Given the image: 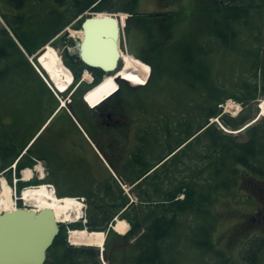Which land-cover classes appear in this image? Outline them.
I'll list each match as a JSON object with an SVG mask.
<instances>
[{
    "label": "rangeland",
    "instance_id": "1",
    "mask_svg": "<svg viewBox=\"0 0 264 264\" xmlns=\"http://www.w3.org/2000/svg\"><path fill=\"white\" fill-rule=\"evenodd\" d=\"M75 1L14 0L11 2L0 0V134L3 133L4 137L8 131L14 134V144H17V147L38 131L54 106L52 101L48 102L46 92L26 60L25 54L30 53L36 46L42 45L75 15ZM224 4L246 7L257 5L252 8L247 18L234 22L232 28L236 30L237 35L231 39L230 47L217 40L212 33L214 26L224 22L222 16L220 17L218 14L224 9L217 10L218 6ZM110 5L114 13H118L119 9L131 10L136 14L160 13L169 10L171 18L165 19L168 20L167 22L176 21L172 27V33L166 39L167 47L162 46L161 53L147 51L151 62L156 66V75L150 87L135 97L142 103V115L136 116V121L139 126L145 129L144 141H142L144 142L143 152L140 156L143 157L145 168L139 174L130 176L131 180H129L130 177L126 178L127 181L122 180L125 186L121 187L119 184V194L112 193L110 197L108 194H103L101 197L107 188L112 187L114 179L112 172H115L116 168L113 166L111 158L101 153L100 159L89 148L81 152L68 150L62 141L52 138L50 131L44 133L48 125L39 132L33 141L34 143L39 139L35 149L42 147V154L38 153L36 156L42 158L49 165L48 169L51 175L48 180L44 181L45 183L55 181L64 196L83 194L92 198L85 200L81 215L83 219L80 222L71 224V221H66L61 222V225L66 228V242L69 246L75 248L94 247L99 252L101 264H110L109 261L102 259V247L70 244L71 233L74 229H80L71 225L81 223L82 229H87L88 214L97 213V205H102L109 211L112 208V203L117 201L119 208L125 207L124 214H127L132 221H136L138 218L145 227L151 219V215L158 216L162 213L160 205L155 204L160 201L161 197V194L157 193V188L159 191L163 189L168 192L169 189L191 183L193 180H204L205 152L195 160L189 150L188 153H183L182 160H177L176 163H169L171 159L165 160L159 165L158 162L162 157L168 155V143L182 141L183 131L187 130L188 133V127L194 126L195 121L201 116V111L204 110L203 107L210 104L211 101L208 98L211 94L204 95L205 88H208L209 85L208 91H210L214 90V86H217L227 95L234 94L240 84L250 78V65L255 59L254 55L264 52V0H159V3L155 0H136V2L133 0H107L105 7ZM225 6L224 8H226ZM127 36L128 29L126 28V42L122 38L124 53L128 48ZM68 40L70 41L71 38ZM50 46L58 54L60 53L62 47L60 43L55 41ZM68 46L72 47V44L70 43ZM130 46V49L134 50L135 47L132 44ZM186 46L190 47L189 52L196 54L197 59L204 65L194 66V68L187 67L184 62ZM192 73H195L194 76L200 74L202 78L205 76L206 80L211 79V84L208 83L204 87L202 80L194 77ZM85 83L87 82L83 83L86 86ZM53 88L55 89L54 85ZM69 95H65V99H68ZM61 98L63 97L61 96ZM263 99L262 97L257 103L243 106L236 99L227 98L219 105V108L222 109L225 116L236 118L240 112L237 106L239 105L240 110L247 115L256 114L264 119V116L260 115L259 107ZM194 103L200 104V111L193 109ZM66 105L69 106L68 102ZM236 108L238 109L236 110ZM256 110L258 111L256 112ZM82 114L84 113L82 112ZM167 121L169 127L173 129L170 140H165V138L155 140L151 133L156 129L163 131ZM199 121H202V118ZM210 122H215L220 128H223L217 119H211ZM137 127L136 129H138ZM241 130L227 131L237 134ZM148 135L150 136L147 140ZM124 138L126 137L124 136ZM126 140H122V145ZM135 142L136 138L134 137L133 143ZM0 144H6V139L0 140ZM120 154L119 162H126L124 155L127 153L121 151ZM135 159L140 158L135 157ZM154 166L157 167L156 170H151L150 174H147L138 186L141 192L140 198L132 194L131 184L141 174L150 168H155ZM202 167L204 169H201ZM6 178L10 185L11 174H7ZM256 178L257 182L255 183H243L230 193L221 194L213 205L211 210L215 214L217 222L210 239L213 244L212 252H205V249L195 245L200 224L199 218L191 213H179L174 232L169 239L161 244L162 255L157 264H250L245 259L246 250L251 241L264 237V177L256 176ZM154 179L158 180L153 181ZM3 186L4 184H2V188L0 187V205L2 206H4L3 198L12 194V191L9 190L10 194L8 195ZM145 194L149 195L148 200L145 199ZM178 199L183 200L184 195H180ZM123 202L132 203L126 209L127 206L126 204L122 205ZM24 203L27 204L25 201ZM33 206L32 208H35ZM259 211L263 215L261 221L254 222L253 219ZM117 220H124L128 223L129 228L126 233L132 228L130 220L115 217L113 223L109 225L112 230L104 249L114 264H139L140 250L136 245V238L123 239L126 234H121L114 229ZM87 232L93 231L88 230ZM143 232L144 230H142ZM104 233L107 235V232ZM117 237L119 238L117 239ZM61 242L63 241L61 240ZM57 251L56 246L51 251V255L57 256ZM95 261L96 258L92 256H77L74 259L77 264H95ZM55 263L67 264L65 261L62 263V260L59 259H56ZM258 264H264V253L260 254Z\"/></svg>",
    "mask_w": 264,
    "mask_h": 264
},
{
    "label": "trees",
    "instance_id": "2",
    "mask_svg": "<svg viewBox=\"0 0 264 264\" xmlns=\"http://www.w3.org/2000/svg\"><path fill=\"white\" fill-rule=\"evenodd\" d=\"M9 1L14 2V0ZM58 1L62 2V0ZM106 2L107 0H76L74 4L76 10L75 15L78 16L90 8H92L94 12L106 11ZM133 2H136V0H133ZM225 5L226 4L217 7V10L220 8L224 9L218 13L220 17L222 16L224 22L214 26L212 28V33L216 36L217 40H220L223 44L230 47L232 43L231 39L235 38L237 35L236 30L232 28L234 22L238 19L247 18L252 8L257 5L248 7ZM224 6L226 8H224ZM129 12L132 11L129 10ZM165 18L171 17L169 14H150L140 17L139 26L142 37L144 38L142 42L143 46H141L143 52L161 53L163 51H161V49H163L161 47H167L166 39L172 33V27L176 24V21L167 22L168 20ZM189 51L190 47L186 46L184 51V62L188 68H194V66L201 67L204 65L203 62L197 59L196 54L194 55ZM139 58L145 61L143 57L139 56ZM254 58V61H252L250 65V78L240 84L239 89L234 94L230 95L224 93L221 88L217 86H214V90L208 91L210 89L208 83L211 84V79L206 80L205 76L202 78L200 74L194 76L195 73H192L194 77L202 80L204 87L208 85V88H205L204 95L208 93L211 94L208 98L211 102L208 106L203 107L204 110L201 111V116L195 121L194 126L188 127V133L186 132L187 130L184 129L186 131H183L182 135H184V138L182 141H177V143H173L172 141L168 143V155L162 157L158 165L170 159L171 162L169 163L177 160L181 161V155L185 152L188 153L189 150H191V155H194V160L196 158L198 159L199 155L205 152V179L202 181L193 180L191 183L189 182L185 185L169 189L168 192H165L163 189L159 191L157 188V193L161 194V197L160 201L155 202V204L160 205L162 213L158 216L151 215V219L146 223L145 227L138 218L136 221H132L127 214L123 213L125 207L119 208L117 206V201H115V203H112V208L109 211L102 205H97V213L88 214L87 230L107 232V244L109 240L108 237L112 230L109 225L113 223V219L115 217L128 219L130 220L132 228L123 239L132 240L136 238V245L140 250L138 263L157 264L162 255L161 244L169 239L174 232L177 226L179 213H191V215L199 218L198 222L200 223H198L195 245L201 249H205V252H212L213 244L210 239L215 229L217 218L211 209L218 200V197L221 196V194L230 193L236 188H239V185L241 186L243 183L251 184L257 182L256 176L264 177V119L257 118L256 114L247 115L243 111L236 118L227 117L222 113V109L219 108V105L227 98H234L243 106L257 103L260 98H264V52L255 54ZM145 62L152 66V73L148 81V84L151 85L156 75V66L151 62L149 56L148 61ZM85 70L89 71L94 76L93 83L86 86L83 83L79 84ZM72 71L75 76V83L66 94L68 95L72 92V99L79 96L83 105L88 110H91L84 103L82 98L83 94L90 88L99 84L105 73L101 69L90 68L82 62H80L79 69L76 70L72 68ZM199 106L200 104L194 103L193 109H198L200 111ZM257 111L258 110H256V112ZM201 118L202 121H199ZM211 119H218L227 130H243L237 134L229 133L223 128H220L215 122L211 123ZM164 126L166 127L163 128V131L156 129L151 133L155 137V140H157V138L170 140L173 129L169 127L168 121ZM150 135H148L147 140ZM24 168L22 163L18 164V172ZM153 169L154 168H150L147 172L141 174L138 179L147 175ZM201 169H204V167ZM157 180L158 179H154L153 181ZM39 184L40 183L37 182H32L30 184L21 183L20 189L29 185ZM180 195H184L183 200L178 199ZM145 199H149L148 194H145ZM147 202L150 204L149 201ZM125 204L127 206L128 203L123 202L122 205ZM71 226L80 229L83 227L81 223ZM142 230H144L143 233ZM118 238L119 237H117V239ZM61 240L66 247L65 262L67 264H77L74 262L77 256H92L96 258L95 264H101L99 261V252L94 249V247L75 248L68 245L66 242L65 227H63L60 235L56 239L55 246H57ZM262 253H264V237L256 238L251 241L249 248L246 250L245 259L250 262V264H258L259 256ZM104 259L109 261L110 264H113L111 258L107 255L106 249L104 251Z\"/></svg>",
    "mask_w": 264,
    "mask_h": 264
},
{
    "label": "flooded vegetation",
    "instance_id": "3",
    "mask_svg": "<svg viewBox=\"0 0 264 264\" xmlns=\"http://www.w3.org/2000/svg\"><path fill=\"white\" fill-rule=\"evenodd\" d=\"M85 14L86 13H83L80 16H72L66 22L67 24L65 23V27H63V29L61 30L62 35L58 40V43H60L62 46L60 48V54L64 60V63L71 67V69H79L81 61L77 59V57H71V54L68 50V45L71 43L72 46L75 47L76 43L79 40L74 37L71 38L70 34L66 30L67 27L71 24L75 30H81L82 23L86 18ZM69 38H71L70 41L68 40ZM148 56V54H145L142 57L145 61H148ZM119 76L121 77V72ZM117 86L118 85L114 78L108 79L103 82L97 89L89 93L87 95L86 101H88V103L92 107L98 106L102 100L115 92ZM149 87V84L145 87H131L126 83H121L120 90L116 95H114L104 104H100V107L92 111L85 108L79 96L74 97V99H72L70 103V107L75 113L79 124L86 132L89 139L85 137L74 119L69 116L65 119V122L62 125V131H60L59 134V141H62L67 146L68 150L72 151L81 152L89 148L93 150V152L100 158L99 154L93 148L91 144L92 142L96 147H98L102 154H106L113 160V166L116 168V175L122 183L125 180L127 181L126 178H129L130 176H133L135 174H139L140 171L145 168L143 157H140L142 156L143 152L142 145L144 144V142L142 141H144L143 137L145 129L144 127L142 128L141 126H139L136 121V116L142 115V103L136 100L135 97L136 95H139L140 93L146 91V89H148ZM82 112L84 114H82ZM135 126H138V129H136ZM122 136L123 138H121ZM124 136L126 138H124ZM134 137L136 138L135 143H133ZM122 140H126V142H124V145H122ZM121 151L127 153L124 155V157H126V162H119L118 158L121 156ZM135 157H138L140 159L136 160ZM156 168L157 167H155L153 170H156ZM149 174L150 172L148 173V175ZM146 176L147 175L135 180L130 186L131 193L139 196V198L141 192L138 186L144 180V178H146ZM112 177L114 178L113 175ZM46 180H48V178H46ZM129 180H131V177ZM50 183L55 186L57 195L59 194L63 196V192L59 191L56 182L51 181ZM129 183H131V181H129ZM17 190H20L19 186L17 187ZM112 193H120L119 183L115 178L113 179L112 187L107 188L106 191L102 193L101 197L103 196V194H108V197H110ZM76 196L84 197L85 199H92L83 194ZM131 203L127 204L126 209H128V206L131 205ZM33 207H35V209L31 210H34L37 213L40 212L41 209H38L36 205H34ZM4 213L5 212H3L2 214ZM262 216L263 215H261V211H259L257 213V216L254 217L253 221H261ZM59 227L61 232L63 226L59 224ZM55 247L56 246L54 243L53 246L47 251L46 262L44 264H56V259L62 260V263L65 261L66 247L64 243H60L59 241V244L57 245L58 251L56 252L57 256L51 255V251L55 249Z\"/></svg>",
    "mask_w": 264,
    "mask_h": 264
},
{
    "label": "water",
    "instance_id": "4",
    "mask_svg": "<svg viewBox=\"0 0 264 264\" xmlns=\"http://www.w3.org/2000/svg\"><path fill=\"white\" fill-rule=\"evenodd\" d=\"M115 16L111 13L106 17L92 15L86 18L80 41L70 54L90 68L101 69L106 75L113 77L120 87L121 81L129 85L131 83L119 77L121 25ZM45 50L33 57V61L36 62L37 59L40 64L39 60ZM17 202L21 203L22 200ZM59 233L55 213L50 209H43L39 213L18 209L1 214L0 264H44L47 251Z\"/></svg>",
    "mask_w": 264,
    "mask_h": 264
},
{
    "label": "bare ground",
    "instance_id": "5",
    "mask_svg": "<svg viewBox=\"0 0 264 264\" xmlns=\"http://www.w3.org/2000/svg\"><path fill=\"white\" fill-rule=\"evenodd\" d=\"M106 16H110V15L108 13H102L98 15V17H106ZM124 16L126 17V14L123 15V17L121 15L119 16L121 18V21H123V24L126 23ZM45 49H46L45 54L39 60L40 64L43 67V69L46 71V73H48L51 79L55 82V88H57L62 93H65L68 91L70 87L69 85H71V82L74 79L73 75L71 71L63 63L61 56H59L58 52L55 49H53L52 46L48 45L47 48ZM119 51L121 53V61L123 64L120 72L122 71L124 66L123 72L121 73V77H123V79L127 80L129 83H131L134 86L145 85L150 75L151 67L146 63H144L143 61H141L140 59H137L133 55L131 56V54L129 53H124L121 51V49ZM83 78L84 81L89 83L93 79L89 71H85ZM112 78L113 77L107 76L103 81H101V83H99L94 88H92L86 94L85 100L89 93L97 89L106 80ZM117 88L118 86L116 87L114 93L118 91ZM114 93L106 97L104 100H102L99 103V105L104 103L109 98H111L114 95ZM87 105L92 107L88 103V101H87ZM98 106H95L94 108ZM259 107L261 109L260 115L264 116V99L261 101V106ZM237 109L238 108H236V110ZM239 111H240V107H239ZM25 174H26L25 177L26 179H28L32 175L30 170H27ZM1 182L2 183L0 184V187L2 186V184H4L3 187L6 188V192L9 195L10 194L9 190L11 191L10 187L6 183H4L3 180ZM22 197H23V201H25L28 205L32 204L30 206L36 205L38 209L41 210L50 209L54 211L55 217L59 223L66 221L77 223L80 220L81 215L83 214L84 204L80 200L74 197L59 198L55 196L53 192L50 191L47 185H42L38 188L27 189L24 191ZM15 200H16L15 198L13 200L12 194L3 198L4 206L0 205L2 206V208H0V213L5 211L7 212L14 211L16 209ZM128 228L129 225L124 220L122 221L117 220V224L114 225V229L121 234H126ZM83 230L86 229H74L73 233H71L72 235L70 237V242L73 246L85 245V246H96L99 248L101 247L104 248L106 241V234L104 232L101 231L87 232L88 230L86 231Z\"/></svg>",
    "mask_w": 264,
    "mask_h": 264
},
{
    "label": "crops",
    "instance_id": "6",
    "mask_svg": "<svg viewBox=\"0 0 264 264\" xmlns=\"http://www.w3.org/2000/svg\"><path fill=\"white\" fill-rule=\"evenodd\" d=\"M156 1L159 3V0H155V2ZM159 9L161 10V8H159ZM122 11H123L122 9H119L120 13ZM160 13H171V12L169 10H166L165 12H160ZM149 14H155V13H146V14L145 13H143V14L134 13V15H132V16L130 14H127L128 18L124 16L125 21L127 18V24H128V27H127V29H128V36H127L128 50L131 54L136 55L138 57L139 56L142 57L143 55H145V52L141 51V49H142L141 43L144 41V38L142 37V33L140 31V26H139L140 17L146 16ZM120 15L123 17V15H125V14L123 13ZM66 24H63V26L60 27L53 34V36L48 38L42 45L36 46L30 53L25 54L26 60H28V61L31 60V57L33 55H35L40 49H42L44 47V45L47 44L49 41L51 42L54 40H59L60 36L62 35L61 30L63 29V27H65ZM66 31L70 34L71 37H73L72 35L78 36L81 33L80 31L74 30L72 24L67 27ZM131 44L135 47L134 50L130 49ZM30 66H31L34 74L40 80L41 87H43L45 92H46V97L48 99V102L52 101L54 103V106H53L54 108L52 107L50 114L46 117L45 121L43 122L41 127L38 129V131L35 134H33L29 139H27L23 144H20L18 147H17V144H14V142H15L14 141V138H15L14 134H12L9 131L7 132L5 137H4L3 133L0 134V140L6 139V144H0V173H2L5 169L10 167L12 164H14L20 157H21L20 163H22V165L25 168L32 167L35 163L34 159L43 160L42 158H38L36 156V155H38V153L42 154V147L35 149V145L39 139L35 141V143L31 146L30 150H28L29 146L32 144L34 139L37 137V135L39 134V131L42 128H44L46 125H48V126L45 129L44 133L50 131L51 132L50 135L52 136V138L55 140L56 139L59 140V134H60V131H62V125L65 122V119L67 117H69L67 111L65 110L64 107L60 106V102H59L58 98L55 96V94H53V92L51 91V89L49 88L47 83H45V81L43 80L41 75L37 72V70L32 65H30ZM54 116H55V118H53ZM52 118H53V120H51ZM9 119L11 121V118H9ZM44 165L46 168L45 169L46 178L49 179V177L51 175V172L48 169L49 165L45 162H44ZM36 181H37V179H36Z\"/></svg>",
    "mask_w": 264,
    "mask_h": 264
},
{
    "label": "built area",
    "instance_id": "7",
    "mask_svg": "<svg viewBox=\"0 0 264 264\" xmlns=\"http://www.w3.org/2000/svg\"><path fill=\"white\" fill-rule=\"evenodd\" d=\"M17 181H18L17 179H14V183H15V184L17 183ZM53 192H54V191H53Z\"/></svg>",
    "mask_w": 264,
    "mask_h": 264
}]
</instances>
